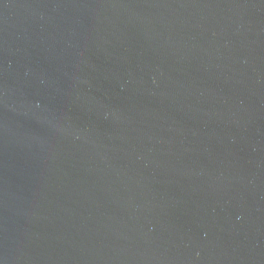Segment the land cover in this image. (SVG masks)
Wrapping results in <instances>:
<instances>
[{"label": "water", "instance_id": "1", "mask_svg": "<svg viewBox=\"0 0 264 264\" xmlns=\"http://www.w3.org/2000/svg\"><path fill=\"white\" fill-rule=\"evenodd\" d=\"M0 264H264V0H0Z\"/></svg>", "mask_w": 264, "mask_h": 264}]
</instances>
